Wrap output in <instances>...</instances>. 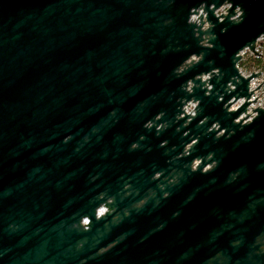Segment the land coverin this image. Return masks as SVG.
<instances>
[{
    "label": "water",
    "instance_id": "95a60500",
    "mask_svg": "<svg viewBox=\"0 0 264 264\" xmlns=\"http://www.w3.org/2000/svg\"><path fill=\"white\" fill-rule=\"evenodd\" d=\"M262 38L264 0H0V264H264Z\"/></svg>",
    "mask_w": 264,
    "mask_h": 264
},
{
    "label": "rangeland",
    "instance_id": "374dc122",
    "mask_svg": "<svg viewBox=\"0 0 264 264\" xmlns=\"http://www.w3.org/2000/svg\"><path fill=\"white\" fill-rule=\"evenodd\" d=\"M219 14H222V12H219ZM260 43V44H259ZM257 50H258V52L259 53H261L263 56H264V38H262L259 42H258V48H257ZM243 58H242V61L243 60H246L247 58H249L251 55L248 53V52H244L243 54ZM262 62H263V64H264V59H262ZM241 70V72H242V74H250V73H246L243 69H240ZM254 72H260L262 75H261V77H260V79H259V82H255L254 83V86H255V88H257L258 86H260L262 83H263V81H264V71L262 72V71H254ZM258 90H257V92H256V94H257V97H259V99H260V102H264V85L263 86H260V87H258L257 88Z\"/></svg>",
    "mask_w": 264,
    "mask_h": 264
},
{
    "label": "built area",
    "instance_id": "2783aa9c",
    "mask_svg": "<svg viewBox=\"0 0 264 264\" xmlns=\"http://www.w3.org/2000/svg\"><path fill=\"white\" fill-rule=\"evenodd\" d=\"M219 12H225V9H221ZM219 12L217 13V14H219ZM244 75V74H243ZM249 74H245L244 76H248ZM260 79V78H259ZM259 79L258 80H253L252 82H251V87H250V90L251 91H254V94H253V96H252V98H251V100H250V102H253V101H255V103L254 104H252L251 106H250V108H249V110H248V114L251 116V118H252V113H251V110L252 109H255V108H263L264 109V102H260V99H259V97H257V94H256V92H257V88L258 87H260V86H258L257 88H255V86H254V83L255 82H259ZM242 104V101H240V102H238V103H236L234 106H233V108L232 109H236L237 107H239L240 105ZM192 109H193V107L191 106V107H189L188 109H186V112L187 113H191L192 112Z\"/></svg>",
    "mask_w": 264,
    "mask_h": 264
},
{
    "label": "trees",
    "instance_id": "16d2710c",
    "mask_svg": "<svg viewBox=\"0 0 264 264\" xmlns=\"http://www.w3.org/2000/svg\"><path fill=\"white\" fill-rule=\"evenodd\" d=\"M238 67L239 69H243L246 73H252L254 71H264V64L262 60L254 58L253 56H250L246 60L241 61Z\"/></svg>",
    "mask_w": 264,
    "mask_h": 264
},
{
    "label": "flooded vegetation",
    "instance_id": "af4514ba",
    "mask_svg": "<svg viewBox=\"0 0 264 264\" xmlns=\"http://www.w3.org/2000/svg\"><path fill=\"white\" fill-rule=\"evenodd\" d=\"M261 54V53H260ZM262 55V54H261ZM263 56V55H262ZM255 58V57H254ZM257 59H260V60H262V59H264V56L262 57V58H257ZM264 85V81H263V83L261 84V86H263ZM258 90V89H257Z\"/></svg>",
    "mask_w": 264,
    "mask_h": 264
},
{
    "label": "clouds",
    "instance_id": "9594fccd",
    "mask_svg": "<svg viewBox=\"0 0 264 264\" xmlns=\"http://www.w3.org/2000/svg\"><path fill=\"white\" fill-rule=\"evenodd\" d=\"M87 221H85V223H86Z\"/></svg>",
    "mask_w": 264,
    "mask_h": 264
}]
</instances>
